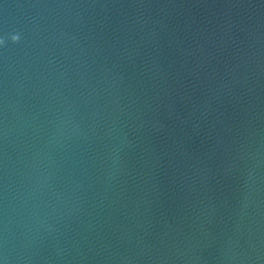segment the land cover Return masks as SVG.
<instances>
[{
	"label": "water",
	"instance_id": "1",
	"mask_svg": "<svg viewBox=\"0 0 264 264\" xmlns=\"http://www.w3.org/2000/svg\"><path fill=\"white\" fill-rule=\"evenodd\" d=\"M264 264V0H0V258Z\"/></svg>",
	"mask_w": 264,
	"mask_h": 264
},
{
	"label": "clouds",
	"instance_id": "2",
	"mask_svg": "<svg viewBox=\"0 0 264 264\" xmlns=\"http://www.w3.org/2000/svg\"><path fill=\"white\" fill-rule=\"evenodd\" d=\"M0 264H9V258L7 255L4 257L0 258Z\"/></svg>",
	"mask_w": 264,
	"mask_h": 264
}]
</instances>
